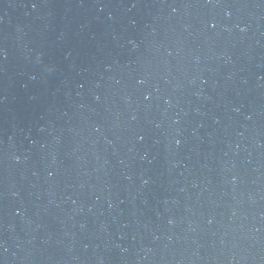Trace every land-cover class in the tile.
<instances>
[{
	"label": "water",
	"instance_id": "1",
	"mask_svg": "<svg viewBox=\"0 0 264 264\" xmlns=\"http://www.w3.org/2000/svg\"><path fill=\"white\" fill-rule=\"evenodd\" d=\"M0 264H264V0H0Z\"/></svg>",
	"mask_w": 264,
	"mask_h": 264
}]
</instances>
